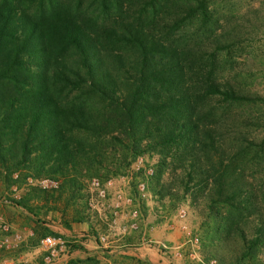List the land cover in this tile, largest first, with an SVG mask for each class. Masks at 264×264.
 Segmentation results:
<instances>
[{
    "label": "trees",
    "instance_id": "16d2710c",
    "mask_svg": "<svg viewBox=\"0 0 264 264\" xmlns=\"http://www.w3.org/2000/svg\"><path fill=\"white\" fill-rule=\"evenodd\" d=\"M246 13L224 25L212 0H0V181L23 189L6 202L29 214L30 241L52 234L43 224L58 213L100 245L105 225L87 207V180L154 155L147 188L164 211L183 201L198 215L203 260L264 264V194L247 167L264 131L227 138L216 112L264 102L219 77L221 55L264 23ZM238 125L264 129V116ZM110 264L152 263L122 254Z\"/></svg>",
    "mask_w": 264,
    "mask_h": 264
},
{
    "label": "rangeland",
    "instance_id": "374dc122",
    "mask_svg": "<svg viewBox=\"0 0 264 264\" xmlns=\"http://www.w3.org/2000/svg\"><path fill=\"white\" fill-rule=\"evenodd\" d=\"M212 1L215 3L219 21L225 23L224 25L232 23L246 10L250 24H252L253 10L264 17V0ZM243 24L245 25V23ZM258 24L259 22L256 20L255 25ZM260 24L261 28L256 29L253 37L243 39L244 41L241 43L232 46L227 55H221L219 77L227 79L244 90L264 96V23L260 22ZM193 30L189 28L184 34H190ZM218 107L216 112L223 121V129L227 131L225 137L247 135L259 138L263 134V128L248 129L238 125L240 117L243 115L264 116L263 99ZM136 157H142L144 161L142 168L135 170L134 160H132L126 172L101 180L102 183L111 180V184L104 188L103 199L96 197L94 192H90L88 188L89 178L86 182L88 192L86 203L88 207V200L92 194L93 202L99 209L98 213H100L101 219L98 218L97 212H93L97 219L105 225L103 218L110 215L115 193H121L123 196L128 195L132 199L131 207L137 210L135 217L137 228L123 235L116 230L107 234L105 225L101 233L107 235V244L98 245L95 243V239L87 233L85 223L70 222L69 226L66 227L61 224L58 213H49L46 216L47 222L43 224V227L52 232L51 236L62 240L65 246L70 243L77 245V248L66 246L52 264H64L72 257H84L85 255L95 256L98 264H110L112 258L122 254L146 259L152 264H209L212 259L203 260V253L200 250L197 235L198 215L191 213L187 202L183 201L173 207L171 211H164L161 207H167V205L162 206L155 201L147 188L148 179L154 172L155 156L149 158L146 155H138ZM247 157L251 162V164H247L250 174L253 175L255 183L259 187L261 186V191L264 194V148L256 153L252 152V160L248 152ZM147 168L152 171L150 175L145 174ZM26 181L31 183L30 179ZM33 181L35 180H32V183ZM139 181L145 183L144 196L137 194L136 185ZM22 191L23 189L17 188L16 185L5 188L0 181V219L8 225V234L25 230L33 232L29 214L24 209L13 207L6 202L7 197L17 199ZM14 195H18V197L14 198ZM123 207L118 215L119 225H125L130 219L128 208ZM179 209H183V216L178 215ZM67 218L68 214L65 215V219ZM1 235L2 232L0 231V237ZM125 237H128V240L123 243ZM105 249L110 251L106 252ZM8 260L13 261L14 264H43L41 254L37 250V241H30L29 238L18 242L10 249L0 248V264H4Z\"/></svg>",
    "mask_w": 264,
    "mask_h": 264
},
{
    "label": "built area",
    "instance_id": "2783aa9c",
    "mask_svg": "<svg viewBox=\"0 0 264 264\" xmlns=\"http://www.w3.org/2000/svg\"><path fill=\"white\" fill-rule=\"evenodd\" d=\"M134 169L138 170L139 168H142L144 166V161L142 157H136L134 159ZM151 169L147 168L145 169V174L150 175ZM33 183L37 184L41 188H50L55 189L58 185V181L54 179H47V178H39L33 181ZM111 184V180H106L104 183L97 178L92 177L90 178L88 182V188L90 192H94L96 197H99L101 199L104 198V188ZM13 190H15V187H13ZM136 191L137 194L140 196L145 195V183L144 181H139L136 185ZM90 194L89 200H88V208L91 211L97 212V215L100 213L99 209L95 206L93 202V198ZM14 198H17L18 195H14ZM132 205V199L126 195L123 196L121 193L116 192L114 195V200L112 202V207L110 211V215L107 218H103L105 220V225L107 229V234L112 233L114 230H116L120 234H126L130 230H135L137 228V223L135 220V217L137 216V210ZM123 206L128 208V215L129 220L125 225H119L118 224V215L119 211L124 208ZM184 211L183 209L178 210V215L183 216ZM9 227L8 225L0 219V231L2 232V235L0 237V248L3 249H10L14 247L18 242L22 240H26L27 238L33 237V232L31 230H25V231H16L11 234H8ZM97 239L100 244L106 245L107 244V235L99 234L97 236ZM163 246V245H162ZM66 248L64 242L60 240L59 238H56L51 235H45L43 237H40L37 240V250L41 254V260L43 264H52L54 260L57 258L58 254L62 252ZM177 254V253H175ZM214 260H210L209 264H215ZM4 264H14L13 261L8 260Z\"/></svg>",
    "mask_w": 264,
    "mask_h": 264
}]
</instances>
